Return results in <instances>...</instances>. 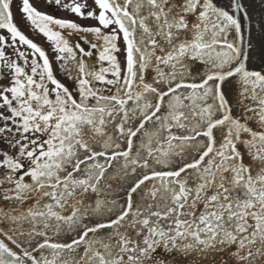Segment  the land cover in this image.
I'll return each instance as SVG.
<instances>
[{
    "label": "snow or ice",
    "instance_id": "snow-or-ice-1",
    "mask_svg": "<svg viewBox=\"0 0 264 264\" xmlns=\"http://www.w3.org/2000/svg\"><path fill=\"white\" fill-rule=\"evenodd\" d=\"M43 3L50 49L0 0V264H264V0Z\"/></svg>",
    "mask_w": 264,
    "mask_h": 264
},
{
    "label": "flooded vegetation",
    "instance_id": "flooded-vegetation-1",
    "mask_svg": "<svg viewBox=\"0 0 264 264\" xmlns=\"http://www.w3.org/2000/svg\"><path fill=\"white\" fill-rule=\"evenodd\" d=\"M32 2L41 11L51 12L54 15H56L57 17H63V18L73 19V20L76 19V17L69 12L54 11L52 8L45 6V4L43 3V0H32ZM249 3H251L253 5L254 14H258L260 11V8H259V4L256 3V0H249ZM20 4H21V0H14L13 12L15 14L16 21H17L19 27L21 28L22 31L25 32L26 35H28L30 38H32L35 42L41 44L45 49H50V44L46 42V39L42 35H34V32L30 31L29 26L21 19V13L19 11ZM77 22L80 23L81 25H94V24H96V22L94 20H91V19H81V20H77ZM249 67L250 68H253V67L258 68L259 67L258 62L250 63Z\"/></svg>",
    "mask_w": 264,
    "mask_h": 264
},
{
    "label": "water",
    "instance_id": "water-1",
    "mask_svg": "<svg viewBox=\"0 0 264 264\" xmlns=\"http://www.w3.org/2000/svg\"><path fill=\"white\" fill-rule=\"evenodd\" d=\"M245 27H246V24H245Z\"/></svg>",
    "mask_w": 264,
    "mask_h": 264
}]
</instances>
